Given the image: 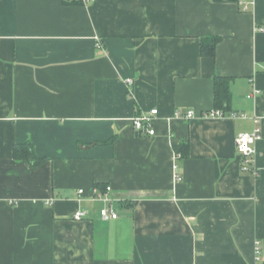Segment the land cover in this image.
Returning <instances> with one entry per match:
<instances>
[{
    "label": "crops",
    "instance_id": "1",
    "mask_svg": "<svg viewBox=\"0 0 264 264\" xmlns=\"http://www.w3.org/2000/svg\"><path fill=\"white\" fill-rule=\"evenodd\" d=\"M260 28L264 0H0V264H257L256 242L264 264ZM216 77L248 119L203 116ZM154 109L156 134H139ZM253 116L258 177L235 144ZM107 186L110 222L94 200Z\"/></svg>",
    "mask_w": 264,
    "mask_h": 264
},
{
    "label": "built area",
    "instance_id": "2",
    "mask_svg": "<svg viewBox=\"0 0 264 264\" xmlns=\"http://www.w3.org/2000/svg\"><path fill=\"white\" fill-rule=\"evenodd\" d=\"M76 4L81 5H91L94 4L97 0H71ZM240 6L244 11H248L249 7L253 5V0H239ZM260 32H264L263 28L259 29ZM127 83L129 85L133 84V80L128 79ZM259 94V91L254 92L253 94L249 95L248 98L251 99L253 96ZM159 111L157 109L151 110L148 113L142 114L133 120V127L134 129L142 135L147 136H154L156 134L155 129V117L158 116ZM205 118H242L248 119V115L245 113L240 112H230L228 114H224L220 110H211L209 112H205L203 114ZM195 117V112L193 110L187 111L185 114L177 111L175 112L174 118L175 119H185L191 120ZM251 121L254 125L253 129L249 132H244L239 134V136L235 140L237 151L241 158L242 163V171L244 173H250L254 177L259 176V171L252 167L254 164V160L257 155V143L260 142L263 138L262 128H261V118L258 116H253ZM176 181H181V177L176 175ZM112 188L107 186L106 190L101 193L100 195H95L94 200L100 201L103 206L99 210V215L102 221L110 222L118 220L119 214L114 207V203L116 202L115 198L111 195ZM78 199L81 201L82 196L84 195V190H80ZM87 214L85 211L79 210L74 213L73 220L75 221H82L86 218ZM255 259L256 263H260L262 261V247L260 242H256L255 245Z\"/></svg>",
    "mask_w": 264,
    "mask_h": 264
},
{
    "label": "trees",
    "instance_id": "3",
    "mask_svg": "<svg viewBox=\"0 0 264 264\" xmlns=\"http://www.w3.org/2000/svg\"><path fill=\"white\" fill-rule=\"evenodd\" d=\"M219 2L229 1V2H238L239 0H216ZM219 37H210L205 38L202 41L201 46V54L207 57H215L216 55V47L220 42ZM232 79L226 77H216L215 78V95H214V110H220L224 114H228L231 112V101H232V93L230 89V83ZM23 151L16 149L15 156L18 159H25L31 162L34 166L42 163L41 159H38L33 152H31L30 148L25 147ZM187 146L182 145L181 147H176V152L178 154L183 153ZM187 152L184 151V153Z\"/></svg>",
    "mask_w": 264,
    "mask_h": 264
}]
</instances>
